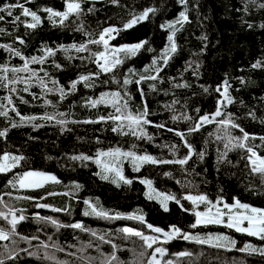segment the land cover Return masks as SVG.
Returning <instances> with one entry per match:
<instances>
[{
	"label": "trees",
	"instance_id": "1",
	"mask_svg": "<svg viewBox=\"0 0 264 264\" xmlns=\"http://www.w3.org/2000/svg\"><path fill=\"white\" fill-rule=\"evenodd\" d=\"M80 2L82 14H72L61 25L59 17L54 23L45 9L64 12L65 0H0V7L20 3L41 19L32 29L25 26L32 18L22 15L21 8L11 9L12 16L0 13L4 16L0 20V29H4L0 32V45H9L20 52L16 56L0 47V66L8 69L7 73L0 70V77L7 76L6 80L0 79V112H7L6 116L0 115V130L7 129L6 136L0 137V156L7 152L24 157L11 171L0 173V212L7 215V219L0 217V229L10 233L9 239L0 240V258L5 264H101L115 252L117 260L113 264H148L154 248L162 247L163 256L157 254L162 264L168 261L171 264H264V252L243 251L238 245L201 243L184 239L183 234L165 242L163 233H154L147 227L151 224L165 232L173 225L183 232L194 230L193 206L183 199L189 193L206 194L210 200L222 197L228 203L235 198L264 208V182L260 175L252 173L247 149L231 148L229 144V136H243L242 128L255 137L246 141L247 145L264 157V141L260 139L264 137V0ZM89 8L95 10L89 12ZM146 8L156 11L133 27L123 28L133 15ZM185 10L188 22L182 26L176 24L177 51L165 65L161 57L169 44L171 30L162 25L177 21ZM16 16L20 20L14 22ZM108 27L120 29L109 40L110 55L111 49L121 45L147 43L135 56L116 54L123 62L112 71L103 72L94 54L105 52V47L89 41L98 40ZM73 44H84L86 49L72 48L65 52L59 47ZM46 49L55 50V54L44 63H29V68L37 74L30 81L27 78L31 72L11 71L22 68L26 59L43 56ZM258 61L259 66L253 67ZM156 68L161 69L158 74ZM81 75L90 76V86L80 82L74 92L70 91L71 82ZM155 75L158 79L136 83L142 76ZM37 77L45 81L47 88L63 86L67 94L61 99L59 92L46 91ZM125 79L131 83L124 84ZM11 80L17 82L9 83ZM54 80L58 85L52 83ZM225 86L232 103L219 104L224 100ZM102 93H119L118 103L106 100L93 107L90 102L100 99ZM125 102L127 109L122 107ZM145 103L147 119L151 121L143 125L145 136L132 135L126 126L122 131L112 130L118 122L107 118L120 114L116 112L117 106L124 112L137 114L144 111ZM218 107L221 115L214 116ZM205 115L209 116V122L189 133ZM174 116L190 119L174 120ZM22 117L35 119L22 120ZM229 119L239 127L220 123ZM61 120L65 123H58ZM160 124L164 127L156 126ZM176 132L185 133L184 139ZM184 140L194 151L183 166L143 163L136 171L132 158L121 156L114 160L110 156H98L99 152L118 148L137 156L147 154L157 160H178L188 155ZM225 144H229L230 151ZM226 151L227 156L221 160V154ZM197 153H204L203 159ZM81 155L91 159H72ZM105 165H118L132 183L119 181L114 171H104ZM30 170L52 173L59 183L20 188L18 177ZM97 173L109 178L102 179ZM143 180L152 182L151 189ZM146 192L154 197L156 193L175 196L180 204L169 200L165 211L159 199H149ZM85 201L106 212L108 218L85 215L90 211ZM12 215L24 217L17 223L14 234L9 223ZM135 215H143L144 221L132 219ZM77 223L83 227H71ZM124 227L159 235L160 241L152 249H145L140 238L125 239L119 231ZM211 228L229 230L218 224H212ZM113 245L117 247L114 249Z\"/></svg>",
	"mask_w": 264,
	"mask_h": 264
},
{
	"label": "snow or ice",
	"instance_id": "2",
	"mask_svg": "<svg viewBox=\"0 0 264 264\" xmlns=\"http://www.w3.org/2000/svg\"><path fill=\"white\" fill-rule=\"evenodd\" d=\"M66 2V9L64 12H59V11H54L53 9H45L46 12L49 14V19L53 20L55 23V18L59 17V23L61 25L64 24L65 20L69 18L72 14H75L77 16L81 15L83 12V9L81 7V2L80 0H65ZM113 4H117L118 0H111ZM181 3H186V0H181ZM19 7L22 9V15L25 17H31L32 22L31 23H26L25 26L27 28H32L35 29L41 22L40 17L37 15L36 12L31 11L27 7H24L23 4L16 3V4H5L4 6L0 7V13L7 12L8 16H12V11L11 9ZM94 8H89L88 11L92 12L94 11ZM156 10L154 8H146L142 13L139 15H133L132 19L129 20L127 23L123 25L124 29H128L133 27L135 24L145 20L148 18L150 13L155 12ZM0 20H4V16L0 15ZM20 16H16L14 19L15 21H19ZM188 22V15H187V10L182 11L179 15V18L177 21L171 22L167 25H162V27H167L171 30V34L168 36V41L169 44L165 48L164 53L162 54V61L166 65L168 60L171 58L172 54H174L177 51V45L175 43V34L178 31L176 28V24H180L181 26L185 23ZM82 28V26H81ZM4 29H0V32H3ZM120 29H117L115 27H108L103 30V32L100 33V37L98 40H90L89 43H102L105 47V52L97 53L94 54L97 57V63L99 64V67L103 72H110L112 71L117 65L121 64L123 61L118 58L116 54L118 53H124L126 56H135L137 52L147 43V41H141L136 44H131V45H121L119 48H114L111 49V55L108 54L109 52V40L114 39V36L112 35L113 33H118ZM108 37L107 39L105 37ZM21 43H23V40H20ZM0 47L8 49L10 52H12L16 56H20V52L12 49L9 45H0ZM62 48L65 52H67L69 49L75 48L77 51H84L86 49V45L81 44L79 46L73 44V45H68V46H59ZM55 54V50L53 49H46L45 53L41 57H32L30 60H25L24 65L22 68L17 69V68H12L11 71L13 73H16L18 71H23V72H31V76L27 78V81L31 80V77H36L37 74L34 70L29 68V63H44L47 57L52 56ZM103 61V63H100V61ZM154 64L156 63L155 61L153 62ZM259 66V61L257 62L256 65H253V67H258ZM57 68L60 67V65H56ZM0 70L4 71L7 73L8 69L5 66H0ZM155 71L157 74L161 71L160 68H156ZM47 75V73H45ZM0 79H7V76L0 77ZM144 79H151V80H156L158 79V75L155 76H150V77H141L140 80L136 81L137 84H139L142 80ZM37 80L41 87L43 89H46V91H57L60 94L61 99L65 97L67 94L63 88V86H59L57 88H47V85L45 81L42 78L37 77ZM90 80V76H84L81 75L78 80L72 81L71 86H70V91L74 92L76 90L77 84L80 82H84L85 87H89L90 84L88 81ZM26 81V82H27ZM16 80H11L9 83H16ZM54 85H58V81H52ZM131 83L130 80L125 79L124 84ZM226 83V82H225ZM7 86V85H5ZM178 87L180 86H187V85H177ZM154 87V86H153ZM28 89L25 88V91ZM15 91V89H13ZM142 91V90H141ZM207 91V89H205ZM217 91H220V88H217ZM224 100L218 102L219 104H223L225 101L227 103H232L231 98L228 96V89L225 86L223 93H222ZM111 98V99H109ZM120 98L119 93H102L100 99L91 101V105L94 107L99 103H103L106 100L108 102H112L114 104L118 103V99ZM9 103H11V97L8 98ZM45 103H50V101H45ZM2 107V106H0ZM123 109H127V103L122 106ZM116 112L120 113L119 115H114V116H109L107 119H112L114 121H117V127H114L112 130L114 132L120 130L122 131L123 128L126 126L130 131L132 135H139L140 137H143L146 135L143 129V125L145 124H150L151 121L147 119L148 116V108L147 104L145 103L144 105V111L133 114L131 112H124L122 111V108L120 106L116 107ZM18 114V113H17ZM0 115H7V112H0ZM62 115V114H61ZM220 108H217L216 113L214 116H220ZM45 119H54V117L50 116H45ZM24 119H35V117L32 118H23ZM100 120L106 119L105 117H100ZM173 119H190V117L187 116H181L177 117L174 116ZM86 122H95V121H86ZM209 122V116L205 115L200 117L199 121L188 131L189 133L198 131L200 127L204 123ZM58 123L64 124L65 121L61 120L58 121ZM221 124L224 125H231L232 127H239V125L233 123L231 119L229 120H224L220 121ZM157 127L163 128L164 125H156ZM13 127H16L15 124H13ZM169 131H172V129H168ZM240 131L243 133L242 137H230L229 136V144H231V148H246L249 155L247 157L249 161V166L251 167L252 173L260 175L262 182H264V157H261L253 150L252 147H249L246 143L249 139H255V137H250L247 132H244V130L241 128ZM7 134V129L0 130V137H4ZM127 134V133H123ZM176 135L180 136L181 139H184L185 133L183 132H176ZM151 139V137H148ZM262 141H264V137H260ZM232 140H235V143H232ZM185 146L188 148V155L185 156L182 159L178 160H157L155 157L151 155H143V156H137L133 152H121L120 149H110L108 152H99L98 156H105V157H113V159H117L121 156L123 157H129L132 158V162L134 165V168L136 171H139V167L143 163H176L179 165H185L188 163V161L192 158L193 155V149L190 144L186 140H184ZM229 144H225V148L227 150H231L229 148ZM173 151H175V146L172 148ZM197 155L200 156L201 159H203L204 153H197ZM227 156V151L221 154L220 159L223 160ZM24 157L22 156H14L9 153H4L2 156H0V173L8 172L11 171L12 168L16 167L21 160H23ZM72 159H80V160H89L91 157L88 156H76L72 157ZM97 163H100L99 159L96 161ZM104 171L106 172H115L116 176L118 177L119 181H122L125 184H131L132 181L130 179H127L123 174L122 170L118 165L113 167L112 165H105L104 166ZM97 175H101V173H97ZM166 175H169L166 173ZM102 179H108V175H101ZM47 182H55L59 183L57 178L54 175L44 173V172H36V171H28L24 172L22 175L18 177L17 183L19 184L20 188H38V187H43V185ZM115 182V181H114ZM142 183H145L149 186L151 189V184L152 182L150 180H143L141 181ZM9 183H12V181H9ZM15 187V185H13ZM77 188H79V185H76ZM154 192V190H152ZM51 194V193H50ZM145 195L149 199L157 198L159 199V202L161 206L164 208L165 211H167V202L169 200H175L177 204H180V200L177 199L175 196L172 195H163L160 193H156L155 197L149 193L146 192ZM162 196V198H161ZM183 199L189 201L193 208L191 209L196 217L195 223L192 225L193 228L197 227L198 225H207V224H225L226 227L228 228H234L237 232H242V233H247L251 236H258L261 239H264V209L261 208H256L252 207L248 204L241 203L238 199L234 198V203L233 204H228L227 202L223 201L222 197H218L215 202L209 200L208 196L206 194H196L193 195L191 193L185 195ZM85 204L89 205L90 211H86L85 215H96V216H102L105 218H108V214L102 210H98L96 206L92 205L89 201H85ZM201 204L205 205L204 211H200L199 206ZM222 205V207H221ZM181 207L183 208V205L181 204ZM59 211V209L57 210ZM185 211H189V209H185ZM0 217H4L7 219V215L4 212H0ZM225 217L227 219H225ZM132 219L139 220L141 222L144 221V216L143 215H135L131 217ZM24 219L23 216H20L17 218L15 215H12L11 220L9 223L12 226V230L14 234L15 227L19 221H22ZM50 219V218H49ZM51 223L57 224L55 220H50ZM245 222L247 223V226L245 225ZM60 226V225H58ZM71 227L75 228H82L83 226L79 223L71 225ZM147 227L151 229L154 233H163L165 237V242L172 240L176 236L180 234V229L177 228L176 226H172V230L170 232H165L163 229L159 227H153V225L148 224ZM122 232L125 236V239L129 237H138L143 241V247L145 249H152L154 245L160 241V236L159 235H146L143 231L137 230L135 228L131 227H124L119 230ZM95 235V233H93ZM10 233L4 231L3 229H0V240H7L9 239ZM184 239H192L188 234H185ZM100 239L103 241L104 237L101 236ZM216 239L218 240H228V237H217ZM108 243H111V241H107ZM201 243H204L205 241H200ZM230 243L234 244V241H229ZM91 246V245H89ZM222 246V245H218ZM117 246L113 245V248L115 249ZM243 251H262L260 249H256L251 247L250 245H247ZM165 253V249L162 247H155L154 251L151 253V258L148 260V264H162V261L160 259H157V254H160L163 256ZM143 255V253H142ZM11 258V257H9ZM93 258H89L91 260ZM117 257L115 255V252H113L110 256L106 257L104 261L101 262V264H113V261H116ZM0 264H5L4 259L0 258ZM167 264H171V261H168Z\"/></svg>",
	"mask_w": 264,
	"mask_h": 264
},
{
	"label": "rangeland",
	"instance_id": "3",
	"mask_svg": "<svg viewBox=\"0 0 264 264\" xmlns=\"http://www.w3.org/2000/svg\"><path fill=\"white\" fill-rule=\"evenodd\" d=\"M30 171L44 172V171H38V170H30ZM44 173H48V172H44ZM48 174L54 175L52 173H48ZM211 201L215 202L216 200H211ZM233 203L234 202L228 203V204H233ZM244 204H247V203H244ZM248 205H250V204H248ZM250 206H252V205H250ZM221 207H222V205H221ZM252 207H255V206H252ZM167 208H168V204H167ZM256 208H261V207H256ZM204 209H205V205L201 204L199 206L198 210L204 211ZM261 209H264V208H261ZM225 219H227V218L225 217ZM211 225L212 224L198 225L200 227H195L194 230L186 231V232H183L180 229L181 231H180L179 235L188 234L191 237H193L192 239H189V240L205 241L206 243H209V244H212V245H222V246H227V247H234L235 245H238L241 248H245L247 245H250L253 248L264 250V241L255 240V239H247V238H244L243 235H237L236 233H233L232 231H230V229L235 230L234 228H229V230H218V229H215V228H211ZM215 225H217V224H215ZM218 225L226 226L225 224H218ZM244 226H247L246 222H245ZM171 230H172V228L168 232H170ZM238 233L239 234H247V233H242V232H238ZM247 235H249V234H247ZM225 236L228 237L229 239L228 240H218V239H216L217 237H225ZM251 237L260 238L258 236H251ZM229 241H234V244L230 243ZM256 252H262V251H256ZM157 259H159V257Z\"/></svg>",
	"mask_w": 264,
	"mask_h": 264
}]
</instances>
